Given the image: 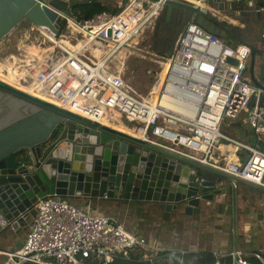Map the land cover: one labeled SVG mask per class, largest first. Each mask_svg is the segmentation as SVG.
<instances>
[{"label":"built area","instance_id":"obj_1","mask_svg":"<svg viewBox=\"0 0 264 264\" xmlns=\"http://www.w3.org/2000/svg\"><path fill=\"white\" fill-rule=\"evenodd\" d=\"M164 3L127 0L120 2L118 11L102 9L79 18L71 12L60 37L44 25L31 24L25 38L36 36L32 45L40 49L29 50L27 58L8 65L6 72L16 70L17 80L33 89L30 93L59 105L63 102L88 121L111 126L133 122L131 127L144 139L264 187V146L260 144L264 142V26L260 63L257 69L254 66L262 86L249 77L251 48L246 42L230 46L218 34L188 21L169 55L150 57L158 68L152 100V95H143L127 80L125 67L129 56L144 55L141 35L153 27ZM259 10L264 23V5ZM239 116L256 133L253 143L221 130L224 121L227 124ZM220 148L233 153L226 166L214 163ZM35 207L23 243L16 249H0L4 256L0 264H82L84 258L108 264L117 256L167 264L171 253H179L177 264H184L185 250L136 234L116 215L58 194L38 197ZM231 254L233 264H256L241 249ZM215 264L225 263L218 259Z\"/></svg>","mask_w":264,"mask_h":264},{"label":"water","instance_id":"obj_2","mask_svg":"<svg viewBox=\"0 0 264 264\" xmlns=\"http://www.w3.org/2000/svg\"><path fill=\"white\" fill-rule=\"evenodd\" d=\"M197 1L165 0L150 28L152 49L169 55L179 30L195 21L220 37L229 33L246 42L249 77L262 86L254 74L264 26L256 0ZM77 3L0 0V40L21 22L58 34ZM238 182L264 191L224 169L114 126L97 125L0 79V237L26 226L36 214L37 198L46 194L147 202L168 221L171 214L206 212L222 194H234ZM219 261L233 264V255Z\"/></svg>","mask_w":264,"mask_h":264},{"label":"crops","instance_id":"obj_3","mask_svg":"<svg viewBox=\"0 0 264 264\" xmlns=\"http://www.w3.org/2000/svg\"><path fill=\"white\" fill-rule=\"evenodd\" d=\"M257 1L260 6L264 5V0ZM234 21L240 23L239 20ZM0 70L3 72V67H0ZM30 90L33 91L31 87ZM60 103L63 105V102ZM126 125L131 127L127 123ZM114 127L121 129L115 125ZM228 158H233V154ZM251 195L258 199V203H251ZM219 197L218 202H214L212 207H208L206 212L200 215L177 218L171 214L168 221L156 214V207L147 202L87 196L67 198L80 205H89L95 211L116 215L131 231L153 238L167 247L183 249L185 253L212 251L219 258L235 249H241L247 254V258L254 257L248 258L251 261L256 263L258 259L264 264V191H256L253 188L245 191L240 197L241 213L240 216L237 214V217L234 195L225 193ZM32 219L33 217L29 216L26 226L15 229L11 234L1 235L0 249L11 250L20 247ZM238 233L243 238L240 246L237 242ZM3 259L4 256L0 255V263Z\"/></svg>","mask_w":264,"mask_h":264},{"label":"rangeland","instance_id":"obj_4","mask_svg":"<svg viewBox=\"0 0 264 264\" xmlns=\"http://www.w3.org/2000/svg\"><path fill=\"white\" fill-rule=\"evenodd\" d=\"M76 2H81L85 0H72ZM104 4L108 6L109 11H118L127 0H101ZM121 2V5H120ZM76 17H81L82 14L79 10L73 11ZM27 27L26 22H21L17 26H15L8 34H6L0 40V67H3V72L7 73L8 65L12 64L14 66L17 63H20L22 59L27 58L29 45L32 46V41L36 39V37L31 36L29 39H26L24 36L25 30ZM66 26L62 25L61 30L56 35L60 37L63 35ZM150 29L146 28L141 35L140 38V46L149 47L150 40ZM223 40L228 43L230 46H235L239 41L233 39L232 35L226 33L223 37ZM16 50V51H15ZM150 52V51H149ZM148 51H144V55L138 53V55H131L127 59V64L125 67V75L127 80L130 81L132 86L140 91L143 95H148L149 92L153 89V79L154 74L156 73L157 69H155L156 64L152 61L144 59L142 57H151ZM261 55L260 53H256L255 56V68L257 69L260 63ZM155 69V70H154ZM160 71V70H159ZM258 75V72H257ZM127 124L131 125L134 124L133 122L126 121ZM221 130L227 132L228 134L242 139L249 142H253L256 138V133L254 132L253 128L245 121L242 116L237 118H233L230 123L226 124V121L221 126ZM264 136V134H261ZM246 153V152H245ZM244 152H240V155L243 156ZM247 155V154H245ZM215 156V154H213ZM251 188L248 185L238 182L234 187V198H235V215L237 217L240 216L241 209L239 208V201L242 194L248 192ZM261 198V197H260ZM251 203L255 202L258 203V199L255 196L250 197ZM243 238L241 237L240 233L237 234V242L238 245H241ZM31 264V263H28ZM82 264H100L97 259L92 258H84L82 259Z\"/></svg>","mask_w":264,"mask_h":264},{"label":"trees","instance_id":"obj_5","mask_svg":"<svg viewBox=\"0 0 264 264\" xmlns=\"http://www.w3.org/2000/svg\"><path fill=\"white\" fill-rule=\"evenodd\" d=\"M102 9H109L106 4L101 0H85L78 2L73 11L79 10L83 17L90 16L93 13L100 11ZM248 258L254 259V257L249 256ZM184 264H215L219 259L212 251H198V252H187L182 255ZM256 260V259H255ZM180 261V255L178 253H171L166 261L168 263L177 264ZM257 264H262L258 259L256 260ZM28 264V263H24ZM37 264V263H31ZM108 264H144L141 261H129L125 260L121 256H117Z\"/></svg>","mask_w":264,"mask_h":264},{"label":"bare ground","instance_id":"obj_6","mask_svg":"<svg viewBox=\"0 0 264 264\" xmlns=\"http://www.w3.org/2000/svg\"><path fill=\"white\" fill-rule=\"evenodd\" d=\"M39 49H40V47L37 46V45H32V46L29 47V50H30L31 52H33V53H37ZM15 51H16V50H15ZM142 58L147 59V60L150 59V61H152L150 57H146V56H144V57H142ZM152 62H153V61H152ZM153 63H154V62H153ZM161 66H162V65H161ZM160 68H161V67H160ZM0 79H3L4 81H6V82H8V83H10V84H12V85H15V86H17V87H19V88H21V89H24L25 91H27V92H29V93L31 92L30 87L28 88L27 85H24L23 83H21V82H19V81L17 80L16 70L14 71V70H12L11 68H9V71H8L7 73L2 72V71L0 70ZM32 90H33V89H32ZM155 92H156V91H153V89H152L151 92H149V94H148V95H152V100H153L154 97H155ZM64 104H65V103H63V105H64ZM65 105H66V104H65ZM66 106H67V105H66ZM114 125H115V126H118V127L121 128V130H123V131L130 132V133L135 134V135H140V134H141V132H140L139 130L127 126L124 122H119V123H116V124H114ZM232 154H233V153H232L231 151H226V150H223V149L220 148V149L218 150L216 156L214 157V163L217 164V165H220V166H226V165L230 162V160L232 159V158H228V156H229V155H232ZM227 158H228V159H227Z\"/></svg>","mask_w":264,"mask_h":264},{"label":"flooded vegetation","instance_id":"obj_7","mask_svg":"<svg viewBox=\"0 0 264 264\" xmlns=\"http://www.w3.org/2000/svg\"><path fill=\"white\" fill-rule=\"evenodd\" d=\"M256 5H257L258 8L260 7V5H259V3H258L257 0H256ZM175 31H176V26L173 27V33H175ZM180 31H181V30H179L178 34L180 33ZM178 34H177V36H178ZM177 36H176V38H177ZM232 37H233V36H232ZM233 39L236 40V38H234V37H233ZM175 40H176V39H175ZM145 50L148 51V52L150 51L149 53L152 54V55H161V54H159L157 51H155V50L152 49L151 41H150L149 47H145Z\"/></svg>","mask_w":264,"mask_h":264}]
</instances>
